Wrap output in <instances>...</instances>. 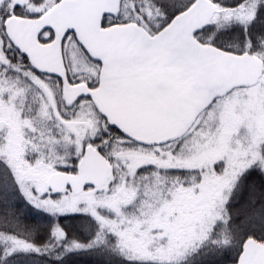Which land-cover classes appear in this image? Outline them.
Listing matches in <instances>:
<instances>
[{
	"label": "snow or ice",
	"instance_id": "snow-or-ice-1",
	"mask_svg": "<svg viewBox=\"0 0 264 264\" xmlns=\"http://www.w3.org/2000/svg\"><path fill=\"white\" fill-rule=\"evenodd\" d=\"M258 116L264 0H0V264H264Z\"/></svg>",
	"mask_w": 264,
	"mask_h": 264
},
{
	"label": "rangeland",
	"instance_id": "rangeland-1",
	"mask_svg": "<svg viewBox=\"0 0 264 264\" xmlns=\"http://www.w3.org/2000/svg\"><path fill=\"white\" fill-rule=\"evenodd\" d=\"M257 132L260 135H264V116H258L257 118ZM217 156H218L217 152L204 153L202 154L199 162L201 164L210 165L211 162L217 158ZM190 206H191V198L190 197L184 198L183 207L188 208ZM170 214L171 213L169 212V215ZM160 224H161L160 217L159 216L154 217L152 221V226L159 227Z\"/></svg>",
	"mask_w": 264,
	"mask_h": 264
},
{
	"label": "water",
	"instance_id": "water-1",
	"mask_svg": "<svg viewBox=\"0 0 264 264\" xmlns=\"http://www.w3.org/2000/svg\"><path fill=\"white\" fill-rule=\"evenodd\" d=\"M245 71L246 72H251V71H253V69L251 68V66H249V67H247L245 69ZM97 174L103 176V171L102 170H97Z\"/></svg>",
	"mask_w": 264,
	"mask_h": 264
}]
</instances>
